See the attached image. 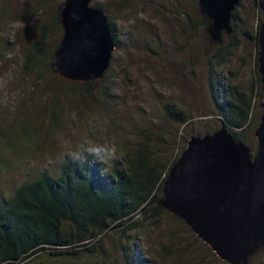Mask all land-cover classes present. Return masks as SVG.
<instances>
[{"label": "rangeland", "instance_id": "1", "mask_svg": "<svg viewBox=\"0 0 264 264\" xmlns=\"http://www.w3.org/2000/svg\"><path fill=\"white\" fill-rule=\"evenodd\" d=\"M64 1L0 0V193L4 196L44 168L57 175L61 156L89 140L114 141L120 159L143 151L163 175L192 137L218 126L207 87L210 67L246 93L256 88L259 48L252 37L263 15L250 0L240 1L235 10L238 20L234 28L231 22V33H221L220 41L211 37L199 0H93L90 5L103 9L120 35L108 70L98 80L81 83L60 79L39 65L44 78L38 81V75L24 70V55L44 33L48 48L58 46L63 32L54 16ZM218 48L232 53L221 67L211 65ZM166 105L182 110L188 123L168 119ZM249 136L248 147L255 155L257 142ZM134 222L131 232L110 229L86 243H95L92 254L67 260L42 257L38 264H125L123 251L133 248L149 264H264V231L242 239L229 262L165 209L154 221L136 215Z\"/></svg>", "mask_w": 264, "mask_h": 264}, {"label": "trees", "instance_id": "2", "mask_svg": "<svg viewBox=\"0 0 264 264\" xmlns=\"http://www.w3.org/2000/svg\"><path fill=\"white\" fill-rule=\"evenodd\" d=\"M250 1L259 9L260 0ZM235 10L231 19L233 28L238 20ZM54 18L55 25L61 27L59 14ZM206 23L209 29L207 19ZM108 24L115 49H118L120 35L109 19ZM45 37L46 33L28 46L24 55V70L38 75V81L44 78L38 66L44 65L51 71L53 53L58 47L48 48ZM252 39L258 48V31ZM231 54L228 48H218L210 64L221 67ZM256 66L258 69V62ZM207 87L218 126L204 135L225 128L237 143L248 147L252 141L249 134L255 137L262 114L260 74L256 76L255 90L252 88L246 93L226 83L210 67ZM163 110L171 121L179 125L188 123V116L175 105H166ZM170 169L165 170L163 176L145 153L139 151L134 158L123 155L109 170L89 159L87 164L66 160L59 166L57 175H51L46 168L38 171L7 196L0 193V264H38L42 257L45 260L78 259L85 253L92 254L95 243H86L108 230L121 229L122 234L133 231L136 215L142 221L158 219L164 211L159 202ZM123 259L125 264H149L136 248L125 249Z\"/></svg>", "mask_w": 264, "mask_h": 264}, {"label": "water", "instance_id": "3", "mask_svg": "<svg viewBox=\"0 0 264 264\" xmlns=\"http://www.w3.org/2000/svg\"><path fill=\"white\" fill-rule=\"evenodd\" d=\"M91 0H65L59 8L62 38L53 53L55 76L92 82L108 70L114 41L108 18ZM240 0H199L214 41L231 33L232 13ZM258 30V70L263 100L255 131L257 151L237 143L225 128L192 137L164 181L159 204L224 261L231 262L238 243L264 231V0ZM264 233V232H263ZM236 261V260H235Z\"/></svg>", "mask_w": 264, "mask_h": 264}, {"label": "clouds", "instance_id": "4", "mask_svg": "<svg viewBox=\"0 0 264 264\" xmlns=\"http://www.w3.org/2000/svg\"><path fill=\"white\" fill-rule=\"evenodd\" d=\"M121 157L117 144L108 139L89 140L80 149L69 150L61 156V163L66 160L74 164H87L89 159L102 166H111Z\"/></svg>", "mask_w": 264, "mask_h": 264}, {"label": "bare ground", "instance_id": "5", "mask_svg": "<svg viewBox=\"0 0 264 264\" xmlns=\"http://www.w3.org/2000/svg\"><path fill=\"white\" fill-rule=\"evenodd\" d=\"M81 83H83V82H81Z\"/></svg>", "mask_w": 264, "mask_h": 264}]
</instances>
